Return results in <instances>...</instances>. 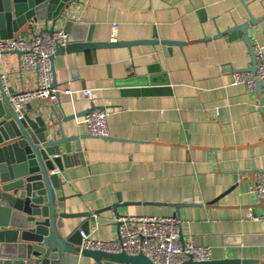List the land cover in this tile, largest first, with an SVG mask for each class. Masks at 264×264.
Masks as SVG:
<instances>
[{
	"label": "crops",
	"instance_id": "crops-1",
	"mask_svg": "<svg viewBox=\"0 0 264 264\" xmlns=\"http://www.w3.org/2000/svg\"><path fill=\"white\" fill-rule=\"evenodd\" d=\"M250 14L257 21L247 35L264 46V0L72 4L68 16L85 27L77 36L110 42L117 24L115 41L155 35L159 43L55 54V82L73 90V97L61 94L58 102L26 106L31 116L51 115L53 106L64 135L72 138L63 171L55 169L62 184L56 190L63 198L58 211L71 215L58 218L63 234L86 223L92 238L106 241L117 238L116 218L123 214L177 216L181 240L209 246L211 261L264 264V223L249 216L264 215V203L252 191L257 172L264 170V97L233 84L232 72L251 62L243 38L218 36L248 23ZM19 64L14 52L0 60L13 92L36 87V74ZM154 65L160 69L150 73ZM145 74H154L158 83L149 93H128L143 87L118 85ZM87 88L94 90L93 102L81 93ZM93 104L109 112L108 138L91 136L79 123Z\"/></svg>",
	"mask_w": 264,
	"mask_h": 264
},
{
	"label": "water",
	"instance_id": "water-1",
	"mask_svg": "<svg viewBox=\"0 0 264 264\" xmlns=\"http://www.w3.org/2000/svg\"><path fill=\"white\" fill-rule=\"evenodd\" d=\"M76 1L0 0V38L11 39L19 34H30L38 27L42 33L52 34L58 26H62L69 35L68 45L58 46L55 54L104 46L131 47L137 43H159L155 35L151 40L110 42H94L90 36H77L76 30L85 27L68 16ZM256 21L251 15L248 23L234 25L218 34L243 38L251 56L250 66L245 69L253 73L256 72V56L247 28ZM181 42L164 40L162 43L175 45ZM159 69L154 65L150 73ZM156 84L154 74L118 82L122 87H143L137 91L127 90L128 93L143 94L152 91L151 87ZM257 84V94L261 98L263 83ZM13 93L11 88H4L0 73V264H81V258L91 259V264H155L144 254L82 249L80 232L88 231L86 223L66 235L62 233L58 218L66 219L71 215L58 211V207L63 206V198H58L56 194L62 184L55 169L63 171L67 156L71 153L72 138L64 135L53 106L51 115L40 113L31 116L25 112L23 118H19L10 105ZM94 108L98 106L93 104L84 115ZM260 110H263L262 105ZM259 201L262 202L261 199ZM246 263V260L227 258L206 262L189 260L182 264Z\"/></svg>",
	"mask_w": 264,
	"mask_h": 264
},
{
	"label": "built area",
	"instance_id": "built-area-1",
	"mask_svg": "<svg viewBox=\"0 0 264 264\" xmlns=\"http://www.w3.org/2000/svg\"><path fill=\"white\" fill-rule=\"evenodd\" d=\"M117 28V24H112L110 41H115ZM68 36L59 28L49 34L42 33L38 27L30 34H19L11 39L0 38V60L5 53L20 52V70L36 74V87L22 89L10 96V105L19 118H23L26 106L34 101L58 102L61 94L73 97V90L61 88L56 84L52 63L57 47L68 45ZM253 52L256 56V72L248 69L234 70L233 84H242L247 92L254 93L257 91V83L261 82V96L264 97V46L253 44ZM1 81L7 89L9 76L6 72L1 74ZM81 93L86 100L93 102L95 93L92 88L83 89ZM108 117L107 110L94 108L85 114L79 123L84 125L91 136L108 138ZM254 181L252 191L264 203V170L257 172ZM249 216L264 223V215ZM116 222L119 230L115 239H94L88 232L81 231V248L109 253L144 254L155 264H182L189 260L206 262L212 258V249L209 246L196 245L191 240H181L182 222L177 216L123 214L116 218Z\"/></svg>",
	"mask_w": 264,
	"mask_h": 264
}]
</instances>
